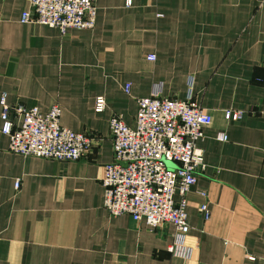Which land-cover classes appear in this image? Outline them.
I'll return each instance as SVG.
<instances>
[{
    "label": "crops",
    "instance_id": "crops-1",
    "mask_svg": "<svg viewBox=\"0 0 264 264\" xmlns=\"http://www.w3.org/2000/svg\"><path fill=\"white\" fill-rule=\"evenodd\" d=\"M94 6L92 28L61 32L22 23L28 0H0V95L42 113L56 104L62 126L91 138L79 159L57 161L10 152L0 133V264H261L264 0ZM190 79L211 122L198 141L205 166L187 194L193 253L185 259L167 250L171 224L151 228L128 214L111 216L102 178L114 159L111 117L132 127L138 98L156 90L182 99ZM99 96L105 108L95 112ZM227 110L241 117L227 120Z\"/></svg>",
    "mask_w": 264,
    "mask_h": 264
},
{
    "label": "built area",
    "instance_id": "built-area-1",
    "mask_svg": "<svg viewBox=\"0 0 264 264\" xmlns=\"http://www.w3.org/2000/svg\"><path fill=\"white\" fill-rule=\"evenodd\" d=\"M95 13L94 0H28V9L21 12L20 21L65 32L69 28H92ZM147 59L153 60L154 55H148ZM0 106V133L8 136L10 152L73 161L91 145L86 133L60 124V108L56 104L42 113L36 106H10L1 94ZM104 108V97H96L94 111L101 112ZM224 117L239 119L241 113L227 110ZM210 122L211 116L193 100L190 79L184 98L165 97L155 90L137 99L134 126L126 125L116 115L109 125L114 159L104 165L103 207L111 216L128 214L151 228L171 224L173 238L167 250L185 259L193 253L186 241L187 194L197 172L205 166L198 141L203 136V126ZM216 139L226 141L227 135L218 133ZM14 185L18 187L19 182ZM199 210L207 219L209 209L205 202L199 205Z\"/></svg>",
    "mask_w": 264,
    "mask_h": 264
},
{
    "label": "water",
    "instance_id": "water-1",
    "mask_svg": "<svg viewBox=\"0 0 264 264\" xmlns=\"http://www.w3.org/2000/svg\"><path fill=\"white\" fill-rule=\"evenodd\" d=\"M171 165V163H169Z\"/></svg>",
    "mask_w": 264,
    "mask_h": 264
}]
</instances>
